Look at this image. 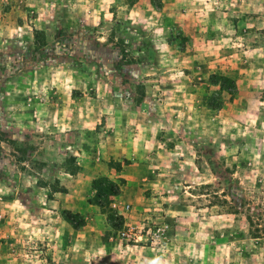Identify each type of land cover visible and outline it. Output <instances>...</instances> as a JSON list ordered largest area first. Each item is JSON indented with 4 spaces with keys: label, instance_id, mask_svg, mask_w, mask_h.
<instances>
[{
    "label": "rangeland",
    "instance_id": "1",
    "mask_svg": "<svg viewBox=\"0 0 264 264\" xmlns=\"http://www.w3.org/2000/svg\"><path fill=\"white\" fill-rule=\"evenodd\" d=\"M102 32L114 63L133 59L134 34L174 40L153 61L159 108L181 113L182 161L116 178V195L106 182L72 211L53 201L71 125L59 103L107 94L80 68ZM0 264H264V0H0Z\"/></svg>",
    "mask_w": 264,
    "mask_h": 264
},
{
    "label": "crops",
    "instance_id": "2",
    "mask_svg": "<svg viewBox=\"0 0 264 264\" xmlns=\"http://www.w3.org/2000/svg\"><path fill=\"white\" fill-rule=\"evenodd\" d=\"M102 33L91 34L106 40L95 46L98 56L83 60L80 68L87 71L83 77L89 84L105 83L109 87L107 94L104 98L97 94L98 97L90 99V106L82 105L78 111L67 110L66 98L59 103V125L61 116H68L71 125L59 136L64 139L59 148L63 163L58 165L57 174L64 187L54 192L53 201L72 211H81L82 199L94 194L92 182L98 178L106 177L110 181L122 178L129 182L131 177L139 181L145 178L149 164L170 158V172L173 160L179 166L182 161L180 155L175 157L179 153L176 148L180 142L175 135L180 130L181 113L169 107L159 108L165 98L159 93L158 78L154 76L157 64L153 61L160 55L157 50L160 43L171 47L174 40L163 33L150 35L147 41L145 35L141 37L133 32L134 38L129 39L133 59L127 55L128 61L114 63L112 55L117 50L123 55L120 46L111 42L109 34ZM27 150L28 156H33L34 148ZM38 150L43 160L51 155L47 141H42Z\"/></svg>",
    "mask_w": 264,
    "mask_h": 264
},
{
    "label": "trees",
    "instance_id": "3",
    "mask_svg": "<svg viewBox=\"0 0 264 264\" xmlns=\"http://www.w3.org/2000/svg\"><path fill=\"white\" fill-rule=\"evenodd\" d=\"M212 83L214 84H220L222 87H224L229 93H232L234 90H235V84L233 82L232 79L228 78V77H225V76H222V77H215L214 81H212ZM99 181H96L94 180L92 182V188L94 190H98L102 187L103 184H105L106 182L109 184V192L113 195H116L119 193V188L116 187V184L113 182V181H110L108 178L106 177H101V178H98ZM115 187V188H113ZM63 218L69 223L71 224L73 227H77L78 225H81L83 224V221H81L80 224L78 225H75L73 223V221L71 220V218L67 215V214H64L63 215Z\"/></svg>",
    "mask_w": 264,
    "mask_h": 264
},
{
    "label": "built area",
    "instance_id": "4",
    "mask_svg": "<svg viewBox=\"0 0 264 264\" xmlns=\"http://www.w3.org/2000/svg\"><path fill=\"white\" fill-rule=\"evenodd\" d=\"M126 208H127V206H126Z\"/></svg>",
    "mask_w": 264,
    "mask_h": 264
}]
</instances>
